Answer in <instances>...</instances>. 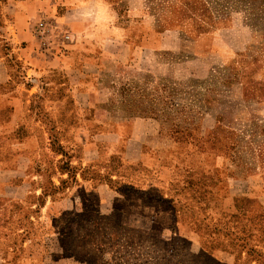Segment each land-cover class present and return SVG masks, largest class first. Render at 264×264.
Returning <instances> with one entry per match:
<instances>
[{"label":"rangeland","instance_id":"rangeland-1","mask_svg":"<svg viewBox=\"0 0 264 264\" xmlns=\"http://www.w3.org/2000/svg\"><path fill=\"white\" fill-rule=\"evenodd\" d=\"M104 2L135 34L218 33L233 55L206 74L164 50L170 70L107 74L88 118H50L25 34L67 7L0 0V264H264V0Z\"/></svg>","mask_w":264,"mask_h":264},{"label":"crops","instance_id":"crops-1","mask_svg":"<svg viewBox=\"0 0 264 264\" xmlns=\"http://www.w3.org/2000/svg\"><path fill=\"white\" fill-rule=\"evenodd\" d=\"M31 1L37 9L38 0ZM40 1L48 4V0ZM61 3L67 8L65 15L61 17L64 22L59 23V26L73 35V40L66 45V52L54 47L53 51H43L35 27L33 32L28 31L25 34L29 42L33 44L35 40L37 42L33 45L34 52L29 54L26 61L27 84L31 82L27 86V91H30L33 97L40 92L46 94L45 105L48 110L45 114L50 118H64L66 113L70 112V118H88L87 112L96 106L94 101L105 91L99 83L102 76L111 74L116 80V76L128 75L129 79L131 72L134 75L145 74L148 70L147 62H150L159 73L163 66L170 70L173 63L164 65L162 61L164 50L176 52L179 48L185 47L188 53L202 56L206 54L202 58L190 61L192 64L198 61L206 64L208 67L204 70L206 74L210 73L213 61L224 62L233 55L230 50L220 51L214 48L220 41L218 33L198 37L187 36L189 39L181 36L179 39L177 38L179 34L175 32H164L155 27L147 28L143 22L144 31L140 30L139 34H135L131 29L121 25L119 15L109 3L98 4L96 0H61ZM48 12L49 9L45 10V13ZM113 15L116 16L115 22L111 19ZM17 17L18 20L22 17L20 24L24 26L27 18L25 12L18 11ZM115 28L121 29L126 38L117 39ZM98 40L107 41L104 48L98 46ZM211 53L213 58L210 56ZM187 59L189 60V56ZM197 72L194 71L192 75ZM88 163L90 162H85V165ZM50 198L59 205L65 202L60 196L57 201L52 196Z\"/></svg>","mask_w":264,"mask_h":264},{"label":"built area","instance_id":"built-area-1","mask_svg":"<svg viewBox=\"0 0 264 264\" xmlns=\"http://www.w3.org/2000/svg\"><path fill=\"white\" fill-rule=\"evenodd\" d=\"M58 28L59 26L49 23L46 20H42L36 25L35 33L40 40V47L43 51H53V43L59 48H66V45L73 40L72 33L68 31L62 30L61 32L55 33V29ZM54 34L57 35L53 37Z\"/></svg>","mask_w":264,"mask_h":264},{"label":"clouds","instance_id":"clouds-1","mask_svg":"<svg viewBox=\"0 0 264 264\" xmlns=\"http://www.w3.org/2000/svg\"><path fill=\"white\" fill-rule=\"evenodd\" d=\"M97 3L98 4H102V3H104V0H97ZM140 3L143 4V0H140ZM111 19H112L113 22H115L116 16L113 15L111 17ZM146 19H148V18L146 17ZM148 26L150 27L151 25L149 24ZM114 31L118 34L117 35V39H121L122 40V39L126 38L125 35L122 33L121 29L115 28ZM106 43H107V41H103V40H98L97 41L98 46L101 47V48H104Z\"/></svg>","mask_w":264,"mask_h":264}]
</instances>
